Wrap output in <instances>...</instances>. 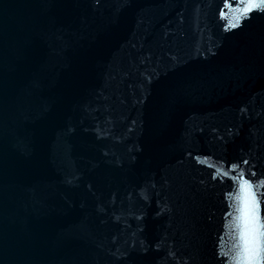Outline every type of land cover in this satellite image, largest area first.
Here are the masks:
<instances>
[{"label": "water", "instance_id": "obj_1", "mask_svg": "<svg viewBox=\"0 0 264 264\" xmlns=\"http://www.w3.org/2000/svg\"><path fill=\"white\" fill-rule=\"evenodd\" d=\"M250 3L0 0V264H242L245 180L264 224Z\"/></svg>", "mask_w": 264, "mask_h": 264}, {"label": "snow or ice", "instance_id": "obj_2", "mask_svg": "<svg viewBox=\"0 0 264 264\" xmlns=\"http://www.w3.org/2000/svg\"><path fill=\"white\" fill-rule=\"evenodd\" d=\"M253 7L264 10V0H252L246 11H251ZM241 191L244 193L241 197L244 206L241 209L243 228L240 233L242 247L239 261L242 264H264V231L260 230L264 228V224L260 223L258 215L259 200L253 191V185L247 180L241 185Z\"/></svg>", "mask_w": 264, "mask_h": 264}]
</instances>
